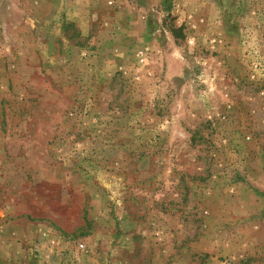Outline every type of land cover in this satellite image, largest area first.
Masks as SVG:
<instances>
[{
    "label": "rangeland",
    "instance_id": "1",
    "mask_svg": "<svg viewBox=\"0 0 264 264\" xmlns=\"http://www.w3.org/2000/svg\"><path fill=\"white\" fill-rule=\"evenodd\" d=\"M0 264H264V0H0Z\"/></svg>",
    "mask_w": 264,
    "mask_h": 264
},
{
    "label": "trees",
    "instance_id": "2",
    "mask_svg": "<svg viewBox=\"0 0 264 264\" xmlns=\"http://www.w3.org/2000/svg\"><path fill=\"white\" fill-rule=\"evenodd\" d=\"M173 30H174V29H173ZM174 32H175V33H174V34H175V36H177V35H176V32H178V30L176 29V30H174Z\"/></svg>",
    "mask_w": 264,
    "mask_h": 264
}]
</instances>
